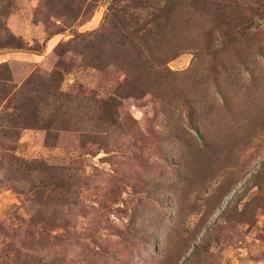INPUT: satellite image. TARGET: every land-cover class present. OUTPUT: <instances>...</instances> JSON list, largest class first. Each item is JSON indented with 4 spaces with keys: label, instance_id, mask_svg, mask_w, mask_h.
I'll return each instance as SVG.
<instances>
[{
    "label": "rangeland",
    "instance_id": "rangeland-1",
    "mask_svg": "<svg viewBox=\"0 0 264 264\" xmlns=\"http://www.w3.org/2000/svg\"><path fill=\"white\" fill-rule=\"evenodd\" d=\"M156 9L213 45L133 99ZM263 34L264 0H0V264H264Z\"/></svg>",
    "mask_w": 264,
    "mask_h": 264
},
{
    "label": "trees",
    "instance_id": "trees-1",
    "mask_svg": "<svg viewBox=\"0 0 264 264\" xmlns=\"http://www.w3.org/2000/svg\"><path fill=\"white\" fill-rule=\"evenodd\" d=\"M136 5V10L142 12L144 6L138 3ZM154 11H158L157 14L141 16L140 13H137L132 19V21L136 20L135 30L131 34L135 41L131 47V52L136 68L129 71V78L132 76L133 81H135L131 87L130 98L133 99L159 95L164 89L165 81L171 75L167 69V64L176 59L183 51L198 46L209 48L213 45L212 41L215 34L212 31L201 37V40H195L188 33L186 23L179 16H176L177 13L172 10H168L166 14L163 10L156 9ZM116 14L114 17L119 18L118 23L127 24L125 14ZM175 24H177V28L172 26ZM120 29L124 31L123 27ZM249 35L248 33L243 34L242 39L248 40ZM112 95L110 94L107 99L112 103L110 112L106 114L107 124L111 123V120L116 116V110L113 109L115 101ZM118 95L119 97L123 96L122 94Z\"/></svg>",
    "mask_w": 264,
    "mask_h": 264
}]
</instances>
